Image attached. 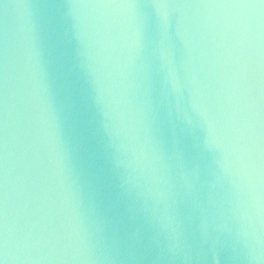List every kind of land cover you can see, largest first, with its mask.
Returning a JSON list of instances; mask_svg holds the SVG:
<instances>
[{"label":"water","instance_id":"obj_1","mask_svg":"<svg viewBox=\"0 0 264 264\" xmlns=\"http://www.w3.org/2000/svg\"><path fill=\"white\" fill-rule=\"evenodd\" d=\"M90 2L0 0V244L11 264H264V116L246 71L264 54L262 10L72 6Z\"/></svg>","mask_w":264,"mask_h":264},{"label":"snow or ice","instance_id":"obj_2","mask_svg":"<svg viewBox=\"0 0 264 264\" xmlns=\"http://www.w3.org/2000/svg\"><path fill=\"white\" fill-rule=\"evenodd\" d=\"M17 3L18 5L24 4ZM73 7H94V8H126L129 10H134L137 7L152 6L162 10H167L175 5L170 3L169 0H153L149 4H145L144 0H92L90 3L73 4ZM224 6V5H220ZM227 6L231 7H243V8H258L261 9V18L258 21V26L262 32H264V0H232ZM166 15V13H165ZM21 47L23 49L24 64L26 65V70L30 74V78L33 84V94L40 98L37 90L36 83V73L34 64L29 52L28 43L26 38H22ZM264 47V45H262ZM246 71L249 76V90L252 96V103L250 107L255 113L264 116V54H262L257 61L254 58H248V64ZM9 80V45H8V34L7 27L5 28L4 40L2 42V47H0V90H2V95H0V105H2V110H0V125L6 129L7 124V89ZM41 100V98H40ZM41 121L47 125L46 134L49 143L54 147L58 148L56 144L54 130L47 121V110L43 105L41 100ZM254 135V131H253ZM6 139V137H5ZM0 264H11L10 258L7 254V244L4 241L0 244Z\"/></svg>","mask_w":264,"mask_h":264},{"label":"clouds","instance_id":"obj_3","mask_svg":"<svg viewBox=\"0 0 264 264\" xmlns=\"http://www.w3.org/2000/svg\"><path fill=\"white\" fill-rule=\"evenodd\" d=\"M131 46H132V51L128 58L129 68H131L135 64V59L140 53L141 44H140V37L138 33H134V38L132 40ZM169 75L170 76L173 75V72L171 69L169 70Z\"/></svg>","mask_w":264,"mask_h":264}]
</instances>
